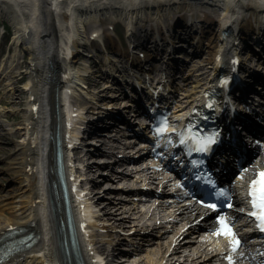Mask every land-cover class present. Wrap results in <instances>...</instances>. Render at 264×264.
Returning <instances> with one entry per match:
<instances>
[{
  "label": "bare ground",
  "instance_id": "obj_1",
  "mask_svg": "<svg viewBox=\"0 0 264 264\" xmlns=\"http://www.w3.org/2000/svg\"><path fill=\"white\" fill-rule=\"evenodd\" d=\"M1 18L11 21L16 42L27 48L31 61L28 69H31L32 76L25 82V89L30 93L25 144L17 145L15 136L0 133L1 142L13 144H0V155H10L7 174L15 176L20 183L0 193V246L4 245V252L9 253L15 234L23 237L34 233L35 236L29 251L23 253L26 257L16 261L21 254L11 256L3 264H99L98 258L102 259L99 251L103 252L106 243L95 238L94 230L99 226L94 220L93 206L81 195V180L72 168L70 152L73 148L79 149L80 136L76 125L87 105H98L100 109L104 104L109 110L105 116L115 120L125 113L118 110L121 104L111 106L112 103L101 102L99 97L80 88V82L87 83L90 78L82 76L88 68L78 66L83 50L91 53L105 49V63L114 73L109 74L113 77L120 72L128 77L129 88L136 92L128 94L123 106H130L129 113L134 110L133 120L137 119V113L150 111L146 110L147 105L155 104L170 107L180 120H188L190 115L194 118L195 110L200 112L208 103L210 90H215V116L223 130L229 123H238L248 134L264 135V0H0ZM90 21L101 27L92 30L97 34L96 41L91 42L83 31ZM118 22L123 24L127 44L117 30ZM167 24L172 29L186 32L189 40L186 42L190 43L187 49L183 48L187 54L185 61L189 59L194 63L185 66L189 75L181 78L182 83L175 79L174 74L171 75L170 68L179 69L186 64H181L176 58L178 49L175 50L167 38ZM163 40L169 44L165 53ZM250 52L262 57L263 62L255 63ZM151 60L156 63L147 67ZM118 62L122 63L121 67ZM0 69L1 76L4 69ZM74 73H77V80ZM223 78L225 82H221ZM108 86L109 80L105 81V87ZM182 87L185 89L180 95L185 96L175 101V92ZM87 94L89 96H85ZM72 98H76L74 108L71 106ZM261 110L259 114L257 111ZM96 112L101 114V111ZM97 122L93 118L87 121L88 133L96 134L105 127V124ZM133 123L138 126L136 129L143 130L137 125V120ZM110 125L117 131L125 128L115 123ZM173 126L171 129L178 125L175 127L174 123ZM100 141L102 145L107 144L104 139ZM58 147L62 152L78 240L76 252L70 243L66 202L58 175ZM229 147V143L225 144L219 153L220 159L225 154L229 161ZM91 151L100 155L105 153L97 147ZM112 153L116 151L112 150ZM77 154V159L81 160L80 150ZM122 159H103L102 162L117 164ZM250 160L247 171L234 185L235 189H242L248 184L249 177L264 168V146L252 143ZM158 166L150 170L155 177L164 171ZM94 167L87 165L88 170ZM110 169L118 181H128L126 167L119 169L122 173L113 167ZM144 171L149 172V169ZM161 183H166L172 191L166 206L174 208L176 220L182 226L173 233L169 229L164 231L159 248L150 250L137 264H202L204 260L210 264H251L246 254L241 256L222 244L230 242V239L213 232L215 221L208 209L186 197L171 178ZM103 227L110 229L109 226ZM158 227L156 224L152 229ZM190 230H193L196 240L186 239ZM137 232L141 229L136 228L134 233ZM194 244L197 246L188 254L189 257L184 260L176 258V255L183 257L180 254L183 248L190 247L191 251ZM209 245L210 250L207 249ZM191 257L193 261L188 262ZM113 261L106 264H115Z\"/></svg>",
  "mask_w": 264,
  "mask_h": 264
},
{
  "label": "rangeland",
  "instance_id": "obj_2",
  "mask_svg": "<svg viewBox=\"0 0 264 264\" xmlns=\"http://www.w3.org/2000/svg\"><path fill=\"white\" fill-rule=\"evenodd\" d=\"M165 20L167 21V17ZM86 24L88 26H86L87 29L86 27H83L85 38L90 42L92 40L96 41L95 34H97V32L94 33L92 30L101 29V27L98 23L92 21L87 22ZM166 26L167 38H169L171 46L176 48L175 50L178 49L176 58L181 64H186L179 69L170 68L171 75L174 74L175 79H179L178 82L182 83L181 78L189 75V71L185 66L194 63L189 59L185 61L187 54L186 50L183 48L187 49L190 43L186 42V40L189 41L186 39V32L184 33V31L180 32L177 29H172L169 24ZM117 30L119 31L122 40L127 44L126 34L122 23L118 22ZM14 36L15 29L11 21H9L8 18H1L0 67H3L4 71H2L0 76V133H7L8 135L15 136L17 139L15 144L21 145L26 142L27 126L25 119L28 116L30 106V93L28 89H25V82L31 78L32 71L31 69H28L31 61L27 48L19 46ZM171 40L175 42H171ZM166 45L169 44L164 41V50H166ZM104 52H106L105 49L93 51L91 53L84 50L82 51L78 66L82 69L88 68V72L83 73L82 76L90 78L89 80H86L87 83L79 81L81 83L80 88L84 92H89L92 96L99 97L102 100L101 102L112 103L110 104L111 106H120L121 104V107H117L118 110H121V112H124L125 114L129 113L128 111L131 108L123 106V104L126 103V95L124 93L121 94L122 91L120 89V85H122L123 82L125 87L130 90L128 85L129 82L127 81L128 77L123 76L120 72L115 73L116 75L113 77L109 74L113 72L109 71V66L105 63ZM165 52H167V50L164 51V53ZM249 54L252 56L255 63L263 62L262 57L256 56L251 52ZM158 61H161V59H158ZM154 63L156 62L151 60L146 66L148 67ZM117 64H119V62ZM112 65L115 66V63L113 62ZM119 65V67H121L122 63ZM73 76L75 80H77V73H74ZM107 80L110 81V86L105 87V81ZM76 84L78 86V82ZM183 89H185V87H182L178 92H175V101L185 96L180 95L181 92H184ZM85 96L89 95L87 94ZM71 106L72 108L76 106V98H72ZM102 106L103 107L99 109L98 105H87V108L84 110L85 112L82 114V118L77 121L76 127L79 130L78 134L80 136L79 145L77 144L79 149L73 148L71 150V165L75 173L80 177L81 187L83 189V199L93 206L95 215L94 220H97L99 226L94 230L95 238L106 243L103 252L99 251L102 256V259L99 258L101 264H106L111 260H114L113 262L115 264H137L150 250L159 248L161 234L164 231L169 229L172 230L171 233H173L176 228L182 226V223L176 220L177 215L173 213L174 208L166 206L167 203L170 202V194L172 193L166 183H161V181H167L168 176L165 178L166 174L160 173L158 174L159 177H155V174L150 171L153 169L148 167L147 161L144 160L135 162V164H130L131 161H128L130 160L128 158H125L123 160L124 162L122 161L117 164H114L113 161L108 163H104V161L102 162L103 159H115L113 158L114 156L112 153H110V149L106 145H102L100 141L102 139L106 142L109 141L110 138L107 134L110 131L108 130L109 128H114L112 127L113 125L111 126L110 124L115 123L114 119L105 116V113L109 110H106L107 107L104 104ZM95 107H97V110L95 109L93 112V108ZM96 111H101V114ZM98 117L100 118L98 119ZM91 118L96 119V121H98L97 124L99 125L105 124V127L98 130L96 134H90L86 130L88 127L87 121ZM140 119L141 117H139V120ZM117 143L121 145L118 141ZM0 144L5 146L13 145L12 143H6L5 141H0ZM94 147L105 150V153H103V155L93 153L91 150L94 149ZM77 150H80L82 156L81 160L77 159ZM8 160H10V155H0V193L8 191L13 186H18L20 184L15 176H9L7 174V172H9L7 171V169H9ZM88 164L95 165V167L88 170ZM127 166L128 168L125 170L128 171V173H126L128 181H118L114 177L110 168L115 167L117 172L119 171L122 173V170L119 169ZM144 169H149V172L144 171ZM150 176H154L155 178H150ZM135 184L137 186H145V188H149L153 192L156 190L161 191V196H151L147 201H144V199L140 200L138 199V196H134L136 195L134 194V189L124 188V186ZM156 224L159 225V227L152 229ZM104 225L109 226L110 229L104 228ZM136 228H140L141 232L134 233ZM192 231L193 230L189 231L186 239L189 238L196 240ZM186 244L188 245L190 243ZM196 246L197 244H194L191 251L190 247L189 249L183 248L180 253L183 254V257H177L178 255H176V258L184 260L185 257H189L188 254H191ZM210 247L211 246L209 245L207 249L210 250ZM191 261H193V257H191L188 262ZM202 264L210 263L204 260Z\"/></svg>",
  "mask_w": 264,
  "mask_h": 264
},
{
  "label": "snow or ice",
  "instance_id": "obj_3",
  "mask_svg": "<svg viewBox=\"0 0 264 264\" xmlns=\"http://www.w3.org/2000/svg\"><path fill=\"white\" fill-rule=\"evenodd\" d=\"M166 130H167L166 127L165 128H158L157 132L163 133ZM213 142H214L213 138H208V140L206 141V144L202 143L200 150L206 151L207 145L211 144ZM259 175H260V179L253 181L251 195L253 197V199H252L253 207L259 209L260 212H259V214H257L256 212H253L252 215L255 216L260 221V227L262 230H264V172H261ZM207 206L209 208H215L216 207L215 204H209ZM230 206L231 205H229V207ZM219 223H220L221 227H220L219 231L216 232V235H218V236L221 234H224L227 236L233 235L232 228L229 227V225L226 222V219L224 217H220ZM239 243L240 242L238 240L234 241L235 245H239Z\"/></svg>",
  "mask_w": 264,
  "mask_h": 264
}]
</instances>
